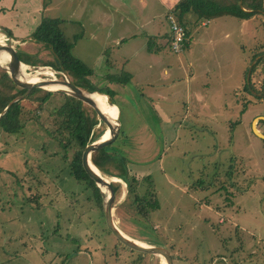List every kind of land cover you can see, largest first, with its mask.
<instances>
[{
    "label": "rangeland",
    "instance_id": "obj_1",
    "mask_svg": "<svg viewBox=\"0 0 264 264\" xmlns=\"http://www.w3.org/2000/svg\"><path fill=\"white\" fill-rule=\"evenodd\" d=\"M262 11L244 39L231 31L238 28L234 16L216 15L208 34L200 18L190 47L177 53L162 12L101 53V77L105 68L135 71L123 89L99 86L119 111L121 131L110 146L126 158L135 193L150 190L158 200L140 215L125 180L106 175L118 182L113 222L129 238L166 247L172 264H264V137L253 129L264 135V53L253 56L264 52ZM61 27L69 41L80 31L71 21ZM4 36L0 30V43L13 46ZM138 44L142 49L132 53ZM34 48L51 59L39 42ZM62 96L52 92L37 120L36 100H23L24 126L17 133L0 129V264H160L158 255L138 254L116 239L88 188L72 177L58 183L65 162L47 132ZM35 185L53 205L34 206Z\"/></svg>",
    "mask_w": 264,
    "mask_h": 264
},
{
    "label": "trees",
    "instance_id": "obj_2",
    "mask_svg": "<svg viewBox=\"0 0 264 264\" xmlns=\"http://www.w3.org/2000/svg\"><path fill=\"white\" fill-rule=\"evenodd\" d=\"M43 5L48 0H42ZM264 0H177L172 6L170 12L175 19L184 26L183 17L186 13H192L197 18H209L216 15L228 14L238 18H247L255 12L264 10ZM63 20L56 16L41 15L39 22L29 33L30 40L39 42L46 53L51 56V59H45L44 56L36 54L38 48L32 52L28 46L25 50L17 48L18 44H13V48L19 60L30 64L48 65L56 70L63 71L69 79L78 87L85 91H98L108 96L109 100L114 103L110 97L108 90H102L96 86L89 78L92 69L89 68L83 61L74 56L70 52V48L74 40L79 35L75 33L69 41L63 32L61 24ZM185 27V26H184ZM0 30L5 34V37L11 36L9 29L0 27ZM25 38H21L23 40ZM258 53H255V56ZM260 60V57L259 59ZM256 60V61H257ZM254 63L250 66L252 70ZM125 73V76L122 74ZM61 76L60 74H57ZM128 74L124 71L117 74L118 82H126ZM244 88L247 86H243ZM260 88L264 91V75L260 82ZM52 92H61L62 100L60 104L50 110L52 118L54 117L55 126L47 133L57 144L62 151V159L65 164L63 171H66L58 177V183L68 182L67 178L72 177L78 184L83 186V190L89 189L93 201L101 207L102 197L98 187L90 179L80 164V154L85 144L98 139L103 131L104 124L100 121L96 113L88 105L84 104L78 98L66 93L63 90H50L44 88H34L11 101L6 109L0 114V129L6 133H17L26 121V113L22 109V103L25 99L36 100L34 119H38L37 112L44 109V103ZM23 89L18 87L8 75L0 69V111L3 107L16 95L22 94ZM245 109V104L242 103L240 112ZM119 115V111H118ZM121 126V125H120ZM119 126V132L121 128ZM111 143L94 150L90 153L89 161L92 166L104 175L116 176L125 180L126 191L133 194L132 200L136 213L145 215L149 209L158 206V200L153 191L137 194L132 186V181H135V176L128 175L126 167V158L118 151L110 146ZM69 152V155H67ZM105 172V173H104ZM65 177V178H64ZM67 177V178H66ZM114 189L117 191L118 182H112ZM34 206L39 208L44 205H51V199L46 198L45 192L39 191V185H35ZM40 193L39 197L36 195ZM53 205V204H52ZM108 229V228H107ZM34 236V234L32 233ZM138 254H143L137 252Z\"/></svg>",
    "mask_w": 264,
    "mask_h": 264
},
{
    "label": "crops",
    "instance_id": "obj_3",
    "mask_svg": "<svg viewBox=\"0 0 264 264\" xmlns=\"http://www.w3.org/2000/svg\"><path fill=\"white\" fill-rule=\"evenodd\" d=\"M176 1L177 0H48L47 3L43 5L42 0H0V27L2 26L10 30L11 36L7 38L11 40L12 43L18 44L24 48V50L25 47L27 48L28 46V48L34 52L35 41L30 40L28 35L39 22L41 15L56 16L61 18L65 23L71 21L72 24L77 25L78 30H80L78 33L79 37L71 46V51L73 54L77 55L79 59L81 58V61L83 60L84 63L86 62L87 64H85L92 69V73L89 76L90 80L96 86H105V88L109 89L108 85L112 86L115 84L123 89L122 84H124V82L117 81V74L124 71L128 74V78H132L135 75V71L130 65L128 72L125 70L116 72L115 69L110 70L105 68V74L101 77V69L104 66L102 61H107V58H103L101 53L105 52L109 46L120 41L122 38L134 35L133 29L147 23L154 15L161 14L162 12L166 14L170 12ZM257 14L258 13H254L247 18L236 17L239 19L237 31L234 27L231 28V31L235 32L238 37L244 39L247 31L252 28V18L256 17ZM261 14L264 17V10ZM218 18L219 17L215 16L205 19L201 18L198 24L205 26L203 31L208 34L206 27L210 20ZM183 19L187 20L186 15H184ZM198 19L200 18H193L190 16L189 21H187L192 23V25L183 21L189 39L184 50H187L192 43V34L196 31V22ZM218 25V23L212 25L211 29L208 31L214 30ZM166 34H169L168 30ZM224 34L227 35L228 31ZM21 38L25 39L21 40ZM132 41L134 42L135 40L132 39ZM132 41L129 40V43H132ZM205 41L207 46L211 41V37L207 35ZM138 46L139 47L134 49L132 53H136L138 50L142 49V44L141 46L138 44ZM261 46H263L264 49V38ZM205 51H207L206 48ZM211 53L212 52H209L208 56ZM257 53L260 55L264 52L257 51ZM212 55L215 64H217L216 61L218 57H216L214 53H212ZM258 55L256 54L255 56L258 57ZM186 65L190 66L189 61ZM220 65L218 61L216 67H220ZM259 69H261L260 66ZM236 78H238V76L235 77V79ZM102 79L103 81H101ZM235 87L236 85H234L232 89ZM161 114L160 120L167 125L170 121L169 117L164 112Z\"/></svg>",
    "mask_w": 264,
    "mask_h": 264
},
{
    "label": "water",
    "instance_id": "obj_4",
    "mask_svg": "<svg viewBox=\"0 0 264 264\" xmlns=\"http://www.w3.org/2000/svg\"><path fill=\"white\" fill-rule=\"evenodd\" d=\"M8 45V48H6L9 51V57L7 62L4 64H0V69L3 70L8 77L20 88L23 89V93L14 96L0 111V114L6 109L8 104L17 99L20 98L22 95L30 91L31 89L34 88H44L45 85L49 83H62L66 85L68 88L67 89H60L65 91L68 94H71L72 96L78 98L81 100L84 104L88 105L92 110L96 113L98 119L103 122L104 128H108V135L106 137H103L102 135L94 140L91 141L87 144L84 145L81 154H80V164L82 166V169L86 173V175L93 180L94 184L98 187L101 197H102V208H103V218H104V223L108 230L116 237V239L123 244L124 246H127L133 250L139 251V252H144L148 254H155L162 258L165 261V264H172V258L167 250L166 247L164 246H158L154 244H146V243H139L135 241L133 238L127 237L113 222L112 219V210L114 207V202H115V189L113 185L111 184L110 180L107 178L103 177L98 171H95L92 168V164L89 161V156L90 153L94 150H97L109 143H111L115 137L117 136L119 132V126H120V121H119V115L117 112L116 116V124L110 128L108 126V122L112 121V116H109L107 113L104 112V110L101 108V106L95 102L94 100H91L88 98L87 94L90 93L91 91H85L82 88L78 87L75 85L69 77L61 70H56L53 69L50 66H47L49 70L51 71V76L49 77H44L41 80L37 81H28V80H23L21 77H19L18 72L21 67V65H25L28 71H35L38 70L40 67L46 66V65H41V64H30V63H25L21 60L18 59L15 50L13 46ZM3 44L0 43V50H3ZM56 73H61L62 77L57 76ZM247 77V75H246ZM48 89V88H44ZM98 92V91H97ZM102 94L101 92H98ZM109 103L111 101L109 98L107 99ZM257 118L255 119V121ZM254 129V132L258 134L259 136L264 137L261 133ZM103 134V133H102ZM101 186H105V191L101 189Z\"/></svg>",
    "mask_w": 264,
    "mask_h": 264
},
{
    "label": "bare ground",
    "instance_id": "obj_5",
    "mask_svg": "<svg viewBox=\"0 0 264 264\" xmlns=\"http://www.w3.org/2000/svg\"><path fill=\"white\" fill-rule=\"evenodd\" d=\"M3 44V50H0V59L3 62V64L5 62H7L8 57H9V51L6 49L8 48V45L6 42H1ZM46 74L45 76L43 75V77H49L51 76V71L49 70V68L47 66H43L40 67L38 70L35 71H28V69L26 68L25 65H21L18 75L19 77H21L23 80H28L30 82L32 81H37V80H41L42 78H34V76L38 75V74ZM44 88H48L50 90H57V89H67L68 87L62 83H49L47 85L44 86ZM88 98L91 100H94L95 102H97L101 108L104 110L105 113H107L109 116H112V121L108 122V126L110 128H112L115 124H116V112L114 109V105L113 103H109L106 101V95L105 94H100L97 91H92L90 93L87 94ZM108 135V128H105L103 131L102 136L106 137ZM92 168L95 171H98L96 168H94L92 166ZM100 173V172H99ZM105 173V172H104ZM101 174V173H100ZM103 177L108 178L106 175L101 174ZM124 181V180H123ZM101 189L103 191H105V186H101ZM134 239V238H133ZM135 241L139 242V243H143L141 240L135 239ZM160 264H165V261L161 258L160 260Z\"/></svg>",
    "mask_w": 264,
    "mask_h": 264
},
{
    "label": "built area",
    "instance_id": "obj_6",
    "mask_svg": "<svg viewBox=\"0 0 264 264\" xmlns=\"http://www.w3.org/2000/svg\"><path fill=\"white\" fill-rule=\"evenodd\" d=\"M167 20L170 33L169 46L173 52H179L189 42L185 27L175 19L171 12H167Z\"/></svg>",
    "mask_w": 264,
    "mask_h": 264
}]
</instances>
